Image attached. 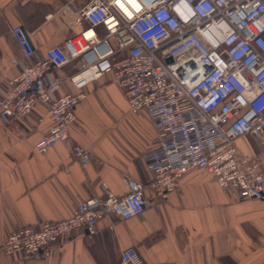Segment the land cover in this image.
Listing matches in <instances>:
<instances>
[{
    "label": "built area",
    "instance_id": "2783aa9c",
    "mask_svg": "<svg viewBox=\"0 0 264 264\" xmlns=\"http://www.w3.org/2000/svg\"><path fill=\"white\" fill-rule=\"evenodd\" d=\"M54 17L72 32L43 57L24 25L10 28L27 62L0 92L4 123L44 105L51 124L36 149L45 154L69 139L88 87L112 73L130 110L146 108L157 130V143L143 154L154 201L167 198L194 168L206 169L241 198H264V172L234 143L244 135L264 137V0H88L79 9L69 0L47 15ZM70 64L66 77L54 75ZM65 81L73 91L60 92ZM73 152L83 166L92 161L80 144ZM123 182L127 193L102 184L103 197L81 201L70 217L13 231L0 250L47 257L62 236L79 229L93 234L112 215L143 213L152 204L143 183L129 176ZM118 264L147 263L127 246Z\"/></svg>",
    "mask_w": 264,
    "mask_h": 264
},
{
    "label": "crops",
    "instance_id": "0c3cea01",
    "mask_svg": "<svg viewBox=\"0 0 264 264\" xmlns=\"http://www.w3.org/2000/svg\"><path fill=\"white\" fill-rule=\"evenodd\" d=\"M68 1L0 0V92L27 62L11 26L24 25L43 57L71 35L60 18H47ZM72 1L79 9L88 0ZM73 69L70 64L53 73L64 78ZM73 90L65 81L60 92ZM75 112L69 139L45 154L36 149L51 124L44 105L25 118L0 119V243L26 225L70 217L81 201L104 196L102 184L127 193L124 176L142 182L152 204L129 219L100 220L93 234L79 229L62 236L47 257L0 250V264H118L127 246L147 264H264V198H241L206 169L194 168L167 198L153 200V174L143 154L157 143V130L146 108L130 110L112 73L88 87ZM234 143L264 172V137L244 135ZM77 144L91 152L87 166L74 155Z\"/></svg>",
    "mask_w": 264,
    "mask_h": 264
}]
</instances>
